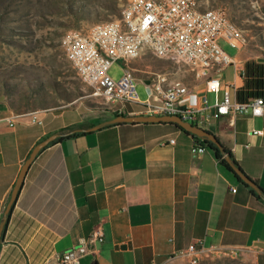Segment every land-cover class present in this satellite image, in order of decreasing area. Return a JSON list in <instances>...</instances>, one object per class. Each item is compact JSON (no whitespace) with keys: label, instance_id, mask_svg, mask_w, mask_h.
Masks as SVG:
<instances>
[{"label":"crops","instance_id":"obj_1","mask_svg":"<svg viewBox=\"0 0 264 264\" xmlns=\"http://www.w3.org/2000/svg\"><path fill=\"white\" fill-rule=\"evenodd\" d=\"M264 58L244 49L235 59L245 76L235 84L242 101L264 90ZM235 70V69H234ZM259 82V85L258 83ZM190 92L206 96L215 114L218 95L196 82ZM4 107V106H3ZM64 119L48 114L43 125L0 112V231L22 167L32 150L62 129H90L115 118ZM60 116V117H59ZM128 116V115H126ZM63 119V122L59 120ZM207 131L228 148L245 174L264 189V115L213 118ZM259 134H254V132ZM199 139V138H198ZM174 141L171 143L170 141ZM201 139L173 124H122L88 132L43 149L30 165L6 232L0 264H59V257L101 229L104 241L81 264H186L191 245L197 260L236 251L241 258L264 255V202L221 165L215 152L193 154ZM234 257V256H232Z\"/></svg>","mask_w":264,"mask_h":264},{"label":"built area","instance_id":"obj_2","mask_svg":"<svg viewBox=\"0 0 264 264\" xmlns=\"http://www.w3.org/2000/svg\"><path fill=\"white\" fill-rule=\"evenodd\" d=\"M198 6H203V0H128L116 20L98 29L67 33L63 45L65 55L79 79L92 89L91 97L100 99L104 106L112 105L114 114L178 117L206 131L213 118L227 115L262 117L264 98L242 101L236 85L223 82L225 69L232 65L235 75L245 76L243 70L238 69V62L221 44L237 50L245 48L248 39L244 32L236 28L224 8H206V13H198ZM147 54L187 68L196 82L204 84L207 94L218 96L223 91L222 98H217L213 105L215 114L208 113L212 106L206 96L190 92L188 86L171 80L166 73H154L141 80L147 93V98L142 100L130 63ZM116 63L124 65L119 79L110 74ZM19 118L13 116L5 120L13 126ZM31 123L43 125L44 120L33 116ZM206 150L198 145L193 147L192 153L204 154ZM103 241L104 233L99 229L61 255L59 264H81V259L94 253L97 244ZM200 252L197 245H191L181 255L190 259L191 264H197ZM224 254L236 256L238 253Z\"/></svg>","mask_w":264,"mask_h":264},{"label":"rangeland","instance_id":"obj_3","mask_svg":"<svg viewBox=\"0 0 264 264\" xmlns=\"http://www.w3.org/2000/svg\"><path fill=\"white\" fill-rule=\"evenodd\" d=\"M127 1L0 0V112L8 108L14 116H20L19 120L29 122L33 116L44 120L48 114L52 117L63 112L68 120L96 116L92 121L97 122L110 117L108 105L91 97L92 89L77 76L65 55L63 41L70 31H87L116 20ZM218 7L224 8L244 32L248 39L243 48L247 57L252 61L264 58V0H203V9ZM221 44L228 55L238 57L239 50ZM130 66L142 100L147 93L141 80L154 73H166L171 80L188 87L194 84L187 68L151 54L133 60ZM234 69L232 65L224 76L234 77ZM123 70V63H116L110 74L119 79ZM259 262L264 264V255ZM197 264H257V259L222 255L210 256Z\"/></svg>","mask_w":264,"mask_h":264},{"label":"trees","instance_id":"obj_4","mask_svg":"<svg viewBox=\"0 0 264 264\" xmlns=\"http://www.w3.org/2000/svg\"><path fill=\"white\" fill-rule=\"evenodd\" d=\"M257 83L259 85V82H257ZM262 85H264L263 80L261 81V86ZM251 96L264 98V90L254 92L251 94ZM239 98L244 99V94L239 93ZM119 116H125V115L115 114V118L119 117ZM118 125H122V124H116L112 121H107V122L100 124V127L98 128V130H101V129H104L107 127L118 126ZM86 130L87 129H84L81 127H79V128L69 127V128L62 129L61 131L52 135L55 137V139L47 147H50V146L57 144L59 142H62L64 140L71 139V138H74V137L82 135V134H86L87 133ZM196 139L199 140L197 137H196ZM215 139H216V143H214L212 141H205V140H201V142L203 143L204 147L208 146L210 149H212L215 152V156H216L218 162L221 165H223L229 172H231L233 174V176L239 182L243 183L240 176H245L248 179H250L245 174L242 167L240 166V164L238 163V161L235 159L234 155L232 154V152L228 148L225 147V145L219 140V138H217L215 136ZM250 180H252V179H250ZM253 182L255 183L256 188H253L250 185H247L245 183H243V184L251 190V192L255 198L264 202V189H262L255 181H253ZM18 194H17L15 200L13 201V203L11 205L10 211L5 216V219H4V222L2 224L1 231H0V238H2L6 232V229H7L8 223H9V219H10V215H11V211H12V208H13L15 202H16Z\"/></svg>","mask_w":264,"mask_h":264},{"label":"water","instance_id":"obj_5","mask_svg":"<svg viewBox=\"0 0 264 264\" xmlns=\"http://www.w3.org/2000/svg\"><path fill=\"white\" fill-rule=\"evenodd\" d=\"M262 61H264V59H262ZM57 114H60L57 113ZM112 122L116 123V124H149V123H168V124H173L176 127L182 129L183 131H185L186 133L192 134L194 136H196L197 138L201 139V140H205V141H212L214 143H216V139L215 136L206 131L203 130L201 128L195 127V126H191L188 123H184L182 122L178 117H171V116H166V117H153V116H119L114 118L113 120H111ZM100 127V125L95 126L93 128L87 129L86 132H94L96 130H98V128ZM55 139L54 136H51L49 138H47L46 140L42 141L41 143H39L31 152L30 156L28 157V159L26 160V162L24 163L20 176L17 180V183L15 185V188L13 190L12 196H11V201L8 205L6 214L10 211L11 205L13 203V201L15 200L17 194L19 193L25 176L27 174L28 169L30 168V165L32 164V162L35 160V158L38 156V154L45 149L53 140ZM241 180L243 181V183L250 185L253 188H256L255 183L248 179L245 176H240ZM258 246L261 248H264V244L263 243H258ZM168 258L167 257H158L157 258V263L161 264L163 262H165Z\"/></svg>","mask_w":264,"mask_h":264},{"label":"bare ground","instance_id":"obj_6","mask_svg":"<svg viewBox=\"0 0 264 264\" xmlns=\"http://www.w3.org/2000/svg\"><path fill=\"white\" fill-rule=\"evenodd\" d=\"M198 13H206V9H203L202 6H198ZM106 23H108V22L100 23V24L94 26L91 29H98L102 25H106ZM236 28L239 29V30H241L237 25H236ZM63 42H65V44H66V38H65V41H63ZM108 106L111 107V109H112V105H108Z\"/></svg>","mask_w":264,"mask_h":264}]
</instances>
